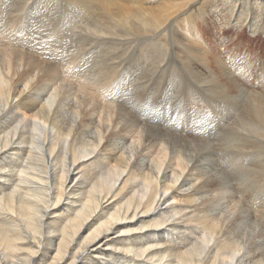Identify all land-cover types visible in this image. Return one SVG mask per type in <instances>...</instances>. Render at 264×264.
Listing matches in <instances>:
<instances>
[{"label":"bare ground","instance_id":"bare-ground-1","mask_svg":"<svg viewBox=\"0 0 264 264\" xmlns=\"http://www.w3.org/2000/svg\"><path fill=\"white\" fill-rule=\"evenodd\" d=\"M0 264H264V0H0Z\"/></svg>","mask_w":264,"mask_h":264},{"label":"rangeland","instance_id":"rangeland-1","mask_svg":"<svg viewBox=\"0 0 264 264\" xmlns=\"http://www.w3.org/2000/svg\"><path fill=\"white\" fill-rule=\"evenodd\" d=\"M158 121H159V120H158ZM167 121H168V120H167ZM167 121H166L165 119H164V120L161 119V122H162V123H165V122H167Z\"/></svg>","mask_w":264,"mask_h":264}]
</instances>
